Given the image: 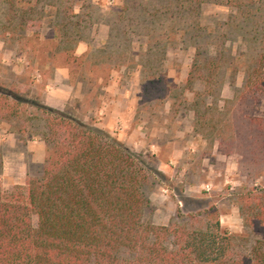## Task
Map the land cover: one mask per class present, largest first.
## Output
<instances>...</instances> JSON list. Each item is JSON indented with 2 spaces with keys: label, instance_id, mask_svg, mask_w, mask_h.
<instances>
[{
  "label": "rangeland",
  "instance_id": "1",
  "mask_svg": "<svg viewBox=\"0 0 264 264\" xmlns=\"http://www.w3.org/2000/svg\"><path fill=\"white\" fill-rule=\"evenodd\" d=\"M255 1L252 11L264 19V0ZM237 5L238 0H0V82L57 109L53 104L69 97L63 110L143 154L158 171L147 188L148 221L166 225L178 210L214 205L222 227L242 234L235 193L264 184L263 175L254 179L256 171L264 174V162L254 168L255 176L249 175L248 157L235 149L228 154L203 124L206 118L217 124L264 116V95L239 101L245 62L259 52L255 39L264 35V22L250 19ZM30 8L44 11L25 22L28 41L11 28H19L22 11ZM56 9L63 11L77 60L61 52L65 36L64 29L57 30ZM198 47L205 59L219 57L220 50L234 58L222 67L215 96H206L199 107L196 94L205 83L188 81ZM260 53L264 58V49ZM49 92L52 99L46 102ZM9 129L0 125L2 184L8 191L25 185L28 174L39 173L46 157L39 137L28 139ZM40 152L39 162L34 154Z\"/></svg>",
  "mask_w": 264,
  "mask_h": 264
},
{
  "label": "trees",
  "instance_id": "2",
  "mask_svg": "<svg viewBox=\"0 0 264 264\" xmlns=\"http://www.w3.org/2000/svg\"><path fill=\"white\" fill-rule=\"evenodd\" d=\"M255 2L238 0L237 6L263 23L252 11ZM43 11L23 10L24 22L11 28L12 34L29 41L25 22ZM62 12H55L56 29H64L61 52L68 60H77L76 43H70ZM68 13L73 14L72 6ZM255 40L259 52L245 62L240 102L264 95L260 53L264 35ZM197 51L202 52L200 47ZM218 53L219 57L199 55L194 60L189 84L205 83L204 91L196 94L197 107L206 96H215L224 64H233L234 58ZM197 110L198 118L205 121L204 112ZM206 120L203 124L228 154L235 149L248 157L247 172L255 176L254 168L264 162V116H237L217 124ZM2 124L18 136L39 137L46 145V157L39 173L28 174L25 185L8 191L2 184L0 152V264H264V184L235 193L242 234L222 227L214 205L189 213L178 210L168 224L158 225L146 219L152 208L147 188L158 171L149 167L143 154L106 130L0 82ZM256 172L254 179L264 176Z\"/></svg>",
  "mask_w": 264,
  "mask_h": 264
},
{
  "label": "crops",
  "instance_id": "3",
  "mask_svg": "<svg viewBox=\"0 0 264 264\" xmlns=\"http://www.w3.org/2000/svg\"><path fill=\"white\" fill-rule=\"evenodd\" d=\"M51 98V93L49 92V95H48V98H47V101L46 102H48V100H51L50 99ZM55 98V97H54ZM57 98V97H56ZM55 98V99H56ZM63 99L62 100H64V101H61L62 103H56V104H53L55 107H58V109H60V110H63L65 107H66V102L68 101V98L69 97H67V98H65L64 99V97H62ZM61 100V99H60ZM52 105V106H53ZM34 158H36V159H38V161L40 162L43 158H44V154H43V152H40L38 155H35L34 154Z\"/></svg>",
  "mask_w": 264,
  "mask_h": 264
}]
</instances>
